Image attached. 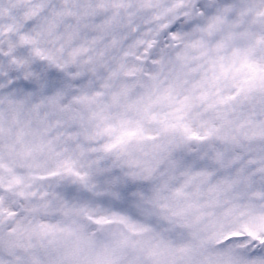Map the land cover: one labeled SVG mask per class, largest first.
Segmentation results:
<instances>
[{
	"label": "snow or ice",
	"instance_id": "snow-or-ice-1",
	"mask_svg": "<svg viewBox=\"0 0 264 264\" xmlns=\"http://www.w3.org/2000/svg\"><path fill=\"white\" fill-rule=\"evenodd\" d=\"M0 264H264V0H0Z\"/></svg>",
	"mask_w": 264,
	"mask_h": 264
}]
</instances>
